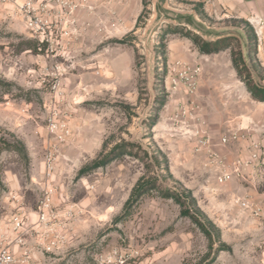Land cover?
Listing matches in <instances>:
<instances>
[{
    "label": "rangeland",
    "instance_id": "rangeland-1",
    "mask_svg": "<svg viewBox=\"0 0 264 264\" xmlns=\"http://www.w3.org/2000/svg\"><path fill=\"white\" fill-rule=\"evenodd\" d=\"M75 6L52 16L44 43L0 12L1 225L23 211L31 241L60 240L48 264H264V188L217 182L219 157L230 168L264 140L250 92L264 87V20L219 0Z\"/></svg>",
    "mask_w": 264,
    "mask_h": 264
},
{
    "label": "built area",
    "instance_id": "built-area-1",
    "mask_svg": "<svg viewBox=\"0 0 264 264\" xmlns=\"http://www.w3.org/2000/svg\"><path fill=\"white\" fill-rule=\"evenodd\" d=\"M59 8L74 10L75 0H0V12L6 10L8 16L19 18L29 30L30 38L42 43L50 41L51 35L48 33L53 25L52 16L58 11H63ZM261 22L260 20L256 23L261 24ZM192 85H194L193 77L190 81V86ZM233 138L232 141H237L238 135L233 133ZM210 142L208 139L206 143L210 144ZM230 143L229 137L222 139L223 145ZM247 151V157L237 156L230 168L227 167L226 159L219 157L221 163V169L217 172L219 184L238 179L250 182L256 189L264 188V140L250 141ZM49 202L48 198L42 202L38 214L39 224L48 222L49 217L44 208L50 206ZM257 215L264 223V202ZM33 230L34 228L28 226L27 213L23 211L12 215L8 227L1 225L0 222V264H48L46 255L60 254L62 250L60 240L49 241L47 246L41 247L29 239ZM56 250L59 252L55 253Z\"/></svg>",
    "mask_w": 264,
    "mask_h": 264
},
{
    "label": "trees",
    "instance_id": "trees-1",
    "mask_svg": "<svg viewBox=\"0 0 264 264\" xmlns=\"http://www.w3.org/2000/svg\"><path fill=\"white\" fill-rule=\"evenodd\" d=\"M194 42L198 45V47L202 53L213 54V53H217V52L221 51V48L218 47L219 41H216L215 43L203 42L198 37H196L194 39ZM250 92H251V95L253 96V98H255L259 101H264V87L250 88ZM116 156L117 155H114L113 158H115ZM98 166H101V165H98ZM149 186H151V185L144 184L142 182L139 183V185L135 189V195L138 197L142 196L144 193H146L149 190V188H150ZM153 188H156V186L153 185ZM168 197L174 199L182 207V214L184 216L191 218L193 220V222H195L207 236L212 238V235H213L212 230H210V228H208L207 223L210 226H212V225L208 221L203 222L201 220V218H202L201 213L199 212L198 209H194L195 210L194 211V210H192L191 207H189V206L187 207L186 202H185L187 199L184 196H179V195L174 196V195H171L168 193Z\"/></svg>",
    "mask_w": 264,
    "mask_h": 264
},
{
    "label": "crops",
    "instance_id": "crops-1",
    "mask_svg": "<svg viewBox=\"0 0 264 264\" xmlns=\"http://www.w3.org/2000/svg\"><path fill=\"white\" fill-rule=\"evenodd\" d=\"M223 7L227 10H235V12H242L245 18L254 19L253 17H260L264 20V0H219ZM260 13V14H259ZM261 15V16H259Z\"/></svg>",
    "mask_w": 264,
    "mask_h": 264
}]
</instances>
